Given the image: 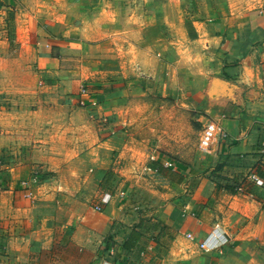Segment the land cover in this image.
Here are the masks:
<instances>
[{
	"label": "crops",
	"instance_id": "0c3cea01",
	"mask_svg": "<svg viewBox=\"0 0 264 264\" xmlns=\"http://www.w3.org/2000/svg\"><path fill=\"white\" fill-rule=\"evenodd\" d=\"M204 4L203 0H0V23L5 26L0 31L5 33L0 36L1 46L15 43V50L25 53L16 57L18 69L34 72L41 87L58 89L55 99L63 96L69 107L79 105L80 99L97 104L93 95L101 82H89L88 93L81 88L77 69L86 50L112 52L121 46L122 51L142 53L165 47L172 51L177 40L170 38L180 29L162 26L163 21L170 26L179 21L185 28L190 24L192 44L212 37L216 65L207 75H219L216 82L229 89L221 93L210 86L197 93L217 91L216 97L226 101L228 110L215 121L228 135L218 136L209 149L208 167L190 198L189 214L188 206L171 201L154 213L158 222L164 218L162 228L157 229L160 223L156 228L153 223L145 226L144 213L125 203L115 208L114 195L108 191L110 202L101 210L92 208L90 199L97 193L86 189L91 175L71 176L74 185H67L65 179L72 174V165L88 153L112 147L75 143L77 154L71 158L46 150L42 162L55 174L43 178L37 188L26 190V183L15 180L11 166L0 172V245L7 241L25 251L51 255L66 238L65 243L77 252L78 264L96 259L98 253L103 255L100 264H227L234 250L231 244L237 245L235 249L255 244V250L248 249L250 255L264 259L259 250L264 241L259 230L264 227V8L226 16L213 27L205 18ZM102 106L97 108L101 113ZM102 128L108 129L106 122ZM244 156L253 165L248 175L239 173ZM153 158L150 169L160 162ZM105 159L98 161V169L107 168ZM64 160H68L65 165ZM182 178L178 181H187ZM18 222L25 228L19 230ZM207 239L216 246L202 248Z\"/></svg>",
	"mask_w": 264,
	"mask_h": 264
},
{
	"label": "rangeland",
	"instance_id": "374dc122",
	"mask_svg": "<svg viewBox=\"0 0 264 264\" xmlns=\"http://www.w3.org/2000/svg\"><path fill=\"white\" fill-rule=\"evenodd\" d=\"M204 1L205 18L213 27L226 16L234 18L264 8V0ZM195 7L198 5L194 2ZM162 26L180 29L170 38L177 40L172 51L165 47L142 53L122 51L120 46L112 52L93 48L84 52L85 59L77 67L83 79L81 88L89 93V82H101L93 95L97 99L94 106L81 99L74 108L64 105L63 96L55 99L58 89L43 88L34 72L18 69L16 57L25 53L16 51L15 43L10 48L0 44V172L11 166L15 180L26 183V190L34 189L43 178L55 174L48 172L42 162L46 150L71 158L77 154L75 143H110L111 150H93L72 165V174L65 179L67 185H74L76 181L71 176H92L86 188L97 193L90 199L92 208L96 209L101 194L108 191L114 195L115 208L125 203L130 210L144 213L145 226L153 223L156 228L160 223L157 229L162 228L164 218L158 222L154 213L171 201L177 206H188L189 214L190 198L209 163L211 147L205 150L201 146L203 128L207 119L216 120L221 111L228 110L226 101L216 96L217 91L224 93L229 89L216 82L219 75H207L216 65L217 51L211 36L201 44H192L190 24L185 28L187 25H180L179 21H172V26L163 21ZM1 30H5L2 22ZM210 86L217 91L197 94ZM48 94H54V98ZM101 105L102 113L97 109ZM105 122L108 129L100 130ZM56 143L63 145L58 148ZM153 156L160 158L156 169L148 168L155 161ZM103 158L108 166L98 169L97 163ZM165 161L173 166H166ZM241 162L239 173L250 174L252 162L246 156ZM173 167L177 169L172 170ZM181 177L187 181H178ZM23 186L19 189L23 190ZM213 201L210 199V203ZM17 226L19 230L25 228L20 222ZM259 230L264 237V227ZM60 241L54 247L58 250H52L51 255L25 251L2 241L0 264H78L77 252L65 243L67 239ZM260 243L263 255L264 241L261 239ZM236 246L231 244L234 250L227 264H264V259L252 257L248 251L255 250V244L246 245L248 249H235ZM102 257L98 253L96 259L85 264H100Z\"/></svg>",
	"mask_w": 264,
	"mask_h": 264
},
{
	"label": "built area",
	"instance_id": "2783aa9c",
	"mask_svg": "<svg viewBox=\"0 0 264 264\" xmlns=\"http://www.w3.org/2000/svg\"><path fill=\"white\" fill-rule=\"evenodd\" d=\"M228 134L225 131H221L219 128L217 122L213 119H207L202 136H201V146L203 149L207 150L211 147L213 141L218 138V136L226 137ZM165 164L167 166H173L172 162L166 161ZM260 182V180H257ZM111 200V194L105 193L103 197L101 198V202L96 205V209L101 210L103 205L108 204ZM189 237L191 239H194V236L192 234H189ZM217 243L210 241L209 239L203 241L201 243V247L204 249H211L216 246Z\"/></svg>",
	"mask_w": 264,
	"mask_h": 264
}]
</instances>
